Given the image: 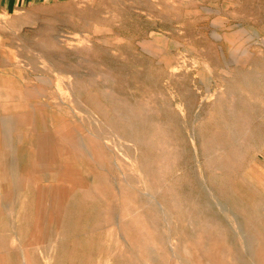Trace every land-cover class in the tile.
Instances as JSON below:
<instances>
[{"label": "rangeland", "instance_id": "rangeland-1", "mask_svg": "<svg viewBox=\"0 0 264 264\" xmlns=\"http://www.w3.org/2000/svg\"><path fill=\"white\" fill-rule=\"evenodd\" d=\"M0 264H264V0L0 7Z\"/></svg>", "mask_w": 264, "mask_h": 264}, {"label": "crops", "instance_id": "crops-1", "mask_svg": "<svg viewBox=\"0 0 264 264\" xmlns=\"http://www.w3.org/2000/svg\"><path fill=\"white\" fill-rule=\"evenodd\" d=\"M18 1L19 0H0V7L2 12L10 11L13 8V5L17 4Z\"/></svg>", "mask_w": 264, "mask_h": 264}]
</instances>
